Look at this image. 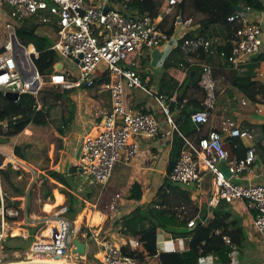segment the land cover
I'll list each match as a JSON object with an SVG mask.
<instances>
[{"label":"built area","instance_id":"obj_1","mask_svg":"<svg viewBox=\"0 0 264 264\" xmlns=\"http://www.w3.org/2000/svg\"><path fill=\"white\" fill-rule=\"evenodd\" d=\"M184 1L159 0V13L153 18L148 12H121L114 7L115 0H0V6H8V15L2 13L6 39L0 40V91L3 95L5 92H15L19 97L22 93H29L35 98L45 83L33 63L38 52L31 44H23L15 36L14 28L21 19L48 28L49 32L47 29L44 33L52 40L50 49L58 59H65L66 63L75 65L73 75L69 70H61L59 64L55 73L45 77L51 86L60 91L74 90L72 97L78 99L82 88L97 87L108 94V107H98L93 113L94 117H99V122L93 128L94 132L80 141L79 156L74 159L73 165L77 178L104 186L121 153L128 160L136 152L137 144H129V140L136 137L154 139L158 135V116L153 112L129 108L125 101L124 85L129 89H140L153 102L158 114L165 118L172 129L177 130L169 111V105L177 103L176 97L160 94L147 87L137 73L136 66L145 54L168 40L165 29L160 24ZM226 21L231 24L232 32L224 41L195 35L181 39L176 44L180 57L176 66L180 70L200 67L199 84L207 91L209 106L213 100L211 68L202 61V57L217 54L226 59L231 69L243 74L250 57L258 54L263 45L264 2L259 10L250 7L233 10ZM171 23L189 27L191 19L184 20L180 14H176ZM11 33L20 47H12ZM100 78H105V81L95 86V81ZM35 82L37 88L31 90ZM39 107L40 104L37 103L36 109ZM189 118L195 124V132L201 135L195 140L182 137L181 149L172 168L165 173L166 179L188 187L199 184L204 173L210 174L212 194L209 206L215 207L219 202L230 204L243 201L246 208L253 211L254 229L264 233V184H241L231 180L253 164L254 149L249 146L244 156L236 159L221 133L227 132L230 138L251 141L254 138L252 129L239 128L234 122L225 120L221 122L220 130L212 129L202 134L201 128L208 121L206 112L196 110ZM0 124L3 128L6 127V121ZM222 161L227 162L228 175L221 169ZM4 196L7 194L0 188V264L4 258L21 252L8 250L5 239L23 237L21 233L12 234L10 226L18 220L20 210L17 206L15 208L9 205ZM116 201L115 196L107 206L112 212L116 210ZM66 214L67 205L61 203L55 207V226L50 229L49 234L42 236V240L35 241L19 262L40 259L58 262L71 259L72 223ZM196 220L203 224V219L196 214L188 220L186 226L194 227ZM224 241L230 247L228 264H234L237 262L236 246L228 238H224ZM140 245L136 239L126 238L122 247L138 251ZM211 256L200 257L199 263L207 264L205 262L211 260ZM138 261L135 256L121 252V246L108 243L103 246L101 259L90 262L86 260L84 264H138Z\"/></svg>","mask_w":264,"mask_h":264},{"label":"crops","instance_id":"obj_2","mask_svg":"<svg viewBox=\"0 0 264 264\" xmlns=\"http://www.w3.org/2000/svg\"><path fill=\"white\" fill-rule=\"evenodd\" d=\"M260 1L262 3L264 2V0ZM183 10L184 13L185 11H187V13H197L200 17V20L204 16V14L195 11L191 3L190 7ZM175 11L177 14H180L184 20L186 18H190V26L182 27L181 24L173 25L178 26L176 32H174L171 38H169L161 46L156 47L155 49H152L147 54H145L143 58L139 60L136 66V71L140 75L142 82L150 89L160 94L176 97V95H181L180 90L183 78L185 72L188 71H182L176 66V63L180 61L179 54L176 50V44L181 39H183H180V37H178L177 32H179L180 29L183 30L192 28V36H195L198 32L197 28L199 22L195 23L193 22L191 16H185L178 10ZM164 20H166V18H164ZM164 20L162 21L161 26L163 25ZM203 35L207 38H217L224 41L225 38L230 35V32L226 31L223 27L214 24L205 28ZM217 48L219 49L218 45ZM259 53H264V37L263 45L261 46V50ZM219 57L220 56H218L217 54H212L208 57H204L202 60L211 68L213 94L212 105L209 106L208 104L209 99L207 97V91L204 90L199 84V74L201 70L200 67L197 66H193L195 69H193L190 74H193L195 72L196 77H199L197 81L198 87L194 89H188L182 102H180L183 104L188 99L196 98L200 102L198 105H201L204 108V110L202 111L206 112L208 121L202 126L200 133L204 134L212 129L220 130V127H222L221 122L225 120L234 122V124L239 128L249 127L252 125L257 126L264 123V100H262L260 95L256 96L257 101L254 102L247 99L237 89L231 79L232 74H242H239L236 71H232L233 69L231 70L228 65L221 66L222 63L220 64ZM249 63L250 62H248V64ZM256 63L257 67L254 69L256 81L257 83L264 86V60L257 61ZM80 92L81 94L79 99L77 97H73L76 106L75 123L76 121H78L80 129L87 127L88 130L84 133V135H88L94 132V126L99 122V117H94L93 113L98 107H108L109 98L107 92H101V90L97 87H93V89L82 88ZM125 101L126 105L133 110H144L145 108H148L150 112L156 114L159 119L160 130L158 135L154 139L136 137L129 140V144H137L136 152L131 157H129L128 160L126 159V155L124 153H121L120 158L114 165V170L112 169L111 176L104 187H97L99 185L96 184H93V186L91 185L92 183H88L86 180L79 179L75 175H73L71 178V189H67L59 184L64 188V190L62 191H60L61 189L58 190V192L63 196V204L68 206L67 198L65 197V193H63V191H68L76 196L82 204L81 208L76 212L74 217H71L70 219L73 225V220L77 216V214L81 212L85 213L84 216H82L80 222L81 225H79L78 229L76 230V234H79L78 238L82 241H85L88 239H86V234H91V236L89 237L91 238V241L85 246L86 254L76 257L74 256L76 264L77 262L84 263L86 260L89 262L92 260H97L96 256L101 259L103 246L107 245L108 243L114 244L118 247H122L126 238H133L141 243L138 237L122 235L119 232V226L113 225V220L115 218L127 214L138 204L132 199H127L125 195L130 190L133 183H138L140 185V189L145 192V197H150L154 190H156L166 178L165 173L167 172V167L169 165L170 159L173 156V152L176 151L177 154H179L183 143L182 137L189 140H195L198 136L201 135L195 132V124L191 120V125H188L189 128L193 125V131H190L186 128V133H181L180 131H178L179 129L175 124V121L174 124L177 130L172 129L171 125L167 123L165 118L162 115L158 114L153 102L147 96L143 97L141 95H138L137 92L134 91V89H130L126 93ZM182 104H180L179 106L182 107ZM179 106L170 111L172 120L178 118L177 113L181 108ZM188 109H192V105H190ZM178 123H182V119L178 118ZM221 133L224 137L225 144L227 145V147H229L232 155L235 156L236 159H241L245 153L244 149L248 148L249 146H252L255 152V160L251 165L252 167L249 166L248 169L241 171L237 178L232 177L231 180L241 184H264V160H262L261 156H259L258 150L255 147V144L258 142L256 136L257 131L255 132V137L251 141L245 139L230 138L227 132ZM234 139H236L240 143V146L231 145V142H233ZM78 142L80 143V141ZM259 143L264 146L263 141H260ZM177 145H179V147H177ZM74 154H72V163L70 165H74ZM226 163L227 162H225L223 165V172L228 175ZM61 166H63V164H61ZM46 177L50 178L48 175H46ZM210 179V174L204 173L199 184L188 187L181 186L184 189L186 188L189 192L191 191L190 199L191 201H193V203L196 204V214L201 219H203V224H205L212 215L211 209L213 207L209 206L208 204V201L212 194ZM110 181H112V190L107 191L106 193L105 187ZM53 182L56 181L53 180ZM56 184H58V182H56ZM154 184H157V186H154ZM116 192H121V195L119 194L118 196L119 201L117 202L118 204L116 210L112 212L108 208L107 210L104 209V207L106 206L105 205L104 207H102L104 202L112 196H117ZM46 198L50 203L56 200L54 199V195L51 194V191H49V195L44 196L42 198V202L39 201L38 210L40 214L44 213L43 215H35L34 213L26 212L27 220H29L30 225L32 226H28L25 222L22 223L23 226L21 227V229L18 228L21 235L23 236L22 238L32 237V242H35L37 240H42V236H45L44 234H42V232L44 229H46L47 223L54 220V210L57 206L56 205L53 208L52 212H45L42 205L46 202ZM101 203L103 204L101 205ZM234 203V207L236 208L234 210H236V212L238 211V213L236 214L241 218L242 225H244V230H252L253 234H255L257 237V240L255 241L251 236L250 241L248 238L249 234H246V241L242 244L241 247H236L237 262L235 263H240V257L244 256V258H242V261L248 260V262L245 264H264V233H259L254 229L252 224L253 211L247 209L243 201H236ZM85 204H88L91 207H85ZM228 206L233 210L232 205ZM85 208L87 209L84 211ZM88 213H91L92 216H90V219L87 221L86 215ZM31 214L35 215L36 218H32ZM46 214L50 215L49 219ZM98 214L102 217L101 222H99L98 220ZM189 239V237H172L169 233L159 228L155 232L156 254L153 256H148L141 243L137 250L142 254L143 260L138 261V264H155L156 262L160 264L158 260L159 253L182 252L187 249V243ZM211 258L214 260L215 256L212 255ZM212 259L209 260L208 263H205H211Z\"/></svg>","mask_w":264,"mask_h":264},{"label":"trees","instance_id":"obj_3","mask_svg":"<svg viewBox=\"0 0 264 264\" xmlns=\"http://www.w3.org/2000/svg\"><path fill=\"white\" fill-rule=\"evenodd\" d=\"M189 2L192 4L195 11L204 14L203 18L199 20L198 23L197 35L199 36H204V29L214 24L223 27L231 34L232 26L226 21V18L234 10L232 6L250 7L254 10L262 8V2L260 0H189ZM159 3V0H115L114 7L121 12H130V14L134 12H148L155 18L159 13L157 8ZM183 9L184 2L177 7L180 13H183ZM164 22H166V20H164ZM40 26L41 25L32 24L25 19H21L14 28V32L21 43L31 44L38 52V57L33 63L38 74L41 77H47L57 71L59 62L55 52L50 49L52 40L45 33L39 32V28H43ZM162 27L164 29L163 25L161 28ZM43 29L47 30L48 28ZM177 29L178 26H173V23L165 28L167 39L171 38L172 34L176 32ZM191 30L192 28L180 29L179 32H177L178 37H180V39L193 37V32ZM47 31L49 32V29ZM0 38L2 40L5 39L6 34L2 33L1 35L0 33ZM219 59L220 64L222 63L221 66L228 65L231 68L224 57H219ZM260 60H264V53L255 54L250 57V63L245 73L242 75L232 74L231 76L237 89L252 102L257 101V95H260L262 100H264V86L257 83L254 72V69L257 67L256 62ZM193 69L195 68H190L185 72L180 90L181 95H176L177 103L170 104L169 111H172L175 107L182 104L180 102H182L188 89L198 87L197 81L199 77H196L195 72L190 75ZM103 81H105V78L97 79L95 85H99ZM57 90L58 92H52L51 94L48 90L44 91L40 89L38 91V95H40L38 98L40 107L38 109H36L35 98L32 94L22 93L15 102L5 98L0 91V122L6 121L5 128L0 124V148L11 151L15 156L25 159L26 156L23 151L25 145H16L15 137L29 124L36 126L47 125L52 118V110L59 106L61 108L58 118L60 124L57 126V130L61 136L65 135L75 116L76 106L74 98L72 97L74 90ZM123 90L124 96H126V93L130 89L124 85ZM199 103L200 102L196 98H191L186 100L182 104V107L179 106L181 108L177 113V117L182 119V123H178V118L173 119V122L175 121V124L178 126V131L186 133V128L193 131V125L190 128L188 125L190 124L189 115L193 111L204 110L201 105H198ZM190 105H192V109H188ZM142 111L150 112L148 108ZM244 128L249 130L252 129L254 137L257 131L256 136L258 142L255 144V147L258 150L259 156L264 160V146L259 143L260 141L264 142V123ZM231 145L240 146V143L234 139ZM177 147H179V145H177ZM245 150L246 149H244V151ZM177 155L176 151L173 152V156L167 167V172L172 168ZM11 173L17 175L19 172L13 170L10 164H6L5 168L1 167L0 180L8 184L16 194H21V190L15 187L11 181ZM46 174L65 188L71 189V178L75 174V168L73 165L63 164L61 170L60 168L48 169ZM44 179H46V177ZM63 193L66 194L68 202L67 215L73 218L82 204L78 198L70 192L63 191ZM47 195H49V191L44 193V196ZM14 196L18 195L14 194ZM125 197L136 201L138 204L127 214L115 218L113 220V225L119 226V232L124 236L138 237L148 256L156 254L155 232L159 228L169 233L172 237L190 238L187 243V249L182 252L159 253L158 260L160 264H204L199 263V258L207 255L215 256L211 264H228V252L230 251V247L225 243L224 238H228L230 243L238 248L246 241L241 218L224 202H219L211 209V218L205 224H201L199 220H196L194 227L188 228L186 223L197 213V208L194 206L189 217L183 215V213H186L183 205L187 206L191 203L190 192L186 188L184 189L177 184L168 182L166 178L148 198L145 197V192L140 189L138 183L132 184ZM17 202L18 201L14 202L15 205ZM76 217L74 219H76ZM90 236L91 234L87 233L86 239ZM32 241V237L22 238L15 236L6 238L4 242L8 250L20 251L27 249ZM121 252L130 256H135L139 261L143 260L142 254L138 251H130L127 247H121Z\"/></svg>","mask_w":264,"mask_h":264},{"label":"rangeland","instance_id":"obj_4","mask_svg":"<svg viewBox=\"0 0 264 264\" xmlns=\"http://www.w3.org/2000/svg\"><path fill=\"white\" fill-rule=\"evenodd\" d=\"M94 1L98 2L99 0H94ZM184 5H185L184 9L190 7L189 0H185ZM7 7L0 6V11H1L0 12V27H1L0 33H1V35H2V33H4L2 13L4 12L5 14L8 15V8ZM176 14H177L176 11H174V12H172L166 16V22L163 23V26L165 28L168 27V25L171 23L172 19L174 18V16ZM182 14H184L185 16H191L193 19V22H195V23H198L200 20L199 19L200 17L197 13H194V12L187 13V11H185V13L183 12ZM262 30L264 31V27H262ZM44 31L45 30L43 28H39L40 33H44ZM0 40H2V39L0 38ZM29 49L32 50V47H29ZM261 61H263V60H261ZM58 62L60 64L59 68L61 70H69L73 75L75 74V65L66 63L67 61L65 59H58ZM43 80L45 81V83L41 87V90H44V91L48 90L49 92H51V94H52V92L53 93L58 92V90L54 86H51L49 84V81L46 80L45 77H43ZM95 86H97V85H95ZM134 91H136L138 95H141L143 97L146 96L140 89H134ZM39 96L40 95H37V97H35L36 104L39 103L38 102ZM60 111H61L60 106L57 107L56 109L52 110V113H51L52 118L47 125H45V126L28 125L15 137V144L16 145H19V146L25 145L23 148L24 154L26 156L25 159H21L18 156L13 155V152H11V151L0 148V163H1L0 166L5 168L6 164H10V166L13 170L19 172L17 175L11 173L10 176H11V181L13 182L14 186L21 190V192H22L21 194H16V192L13 189H11L8 184L3 183L2 180H0L1 191H3V192L5 191L7 194L6 197L4 196L5 197L4 200L9 205H12L15 208L17 206V208H19V210H20V212H18V220H17L19 222H13L10 226L12 229L11 230L12 234H14V235L20 234V231L18 228L21 229V227L23 226V224H22L23 222L27 223L28 226H32V225H30L29 220H27V213L26 212L34 213L35 215H37V214L43 215L44 214V213L40 214V212L38 210V206H39V201L40 202L43 201L42 198L44 197V193L46 191H51V194L54 195V199H56V200L54 202L52 201L50 203L47 201V198H46V200H45L46 202L43 203V205H42L43 210L45 212H47V213L52 212L53 208L56 205L61 204L64 200L62 194H60L58 192L59 189H61L60 191H62V190H64V188L62 186H60L59 183L56 184V182H53V179H51V177L50 178L46 177V175H47L46 171L48 169H54V168H58V169L60 168V170H61V164H64V165L69 164L70 165L72 163V154H73V152L76 151L77 146L80 144L78 141H81V139L86 136V135H84V133L87 132L88 128L85 127V128L80 129V125L78 124V121H76V123H75L76 116H74V120L70 126V130L68 129L66 134L61 136L57 130V128H58L57 126L60 124V122L58 121ZM80 114H81V112H80ZM77 118H78V114H77ZM59 165H60V167H59ZM45 177H46V179H44ZM111 182L112 181H110L105 187L106 193H107V191L112 190ZM91 185H93V184H91ZM104 186H105V184H104ZM154 186H157V184H154ZM97 187H100V186H97ZM116 193H117V196H116L117 201L116 202H118L119 201L118 196H119V194L121 195V192H116ZM14 194L18 195V196H14ZM65 197H66V194H65ZM112 198H113V196L110 197L108 200L106 199L107 201H105L104 204L101 203V205L103 204L102 207H104L106 205L104 207V209L107 210V206L112 201ZM15 201H18L17 202L18 205L17 204L15 205V203H14ZM234 204L235 203H230L228 205H232V207H233L232 211L235 213H238V211L236 212V210H234V209H236L234 207ZM195 205L196 204L193 203V201H191V203L188 204L187 206L183 205V208L186 210V213H183V215L189 217L191 215V212H192ZM86 206L91 207L88 204H85V207ZM86 209L87 208H85L84 211ZM84 214H85L84 212L77 214L76 219L73 220L74 226L71 224L70 238H72L74 236L78 237L79 234H76V230L78 229L79 225H81L80 222H81L82 216H84ZM35 215L31 214V217L36 218ZM46 216H48V219H49L50 215L46 214ZM90 216H92L91 213H88L86 215L87 221L90 219ZM66 217L69 220L71 219L70 215L66 214ZM98 220H99V222L102 221L101 215L98 216ZM54 226H55L54 220L49 221L46 225V229L43 230L42 234H44V235L49 234L50 229ZM242 226H244V225H242ZM243 230H244V227H243ZM244 234L245 235L249 234V236H248L249 240H250L251 236L253 237V240H255V241L257 240L256 235L253 234L252 230H250V229H248V230L245 229ZM33 243L34 242H31V244L28 246L27 249L20 250L21 252H19L18 255H15V256L10 255V256L4 258L1 261V264L18 263L19 261H21L23 259L24 252L27 251ZM74 256H75L74 254H71V259H69L67 261H58L56 263L76 264ZM96 258L98 260L100 259L97 256H96ZM242 258H244V256L240 257V263H238V264H245L248 262V260L242 261ZM202 260H204V258ZM40 261H48V260L40 259ZM252 261H254V260H252ZM206 262L208 263V260ZM77 264H84V263L77 262ZM155 264H158V263L156 262Z\"/></svg>","mask_w":264,"mask_h":264},{"label":"water","instance_id":"obj_5","mask_svg":"<svg viewBox=\"0 0 264 264\" xmlns=\"http://www.w3.org/2000/svg\"><path fill=\"white\" fill-rule=\"evenodd\" d=\"M234 10H239L240 7L239 6H232ZM106 9H104L105 11ZM10 41L12 44V47H20L15 39L14 34H10ZM75 62H77V60H74ZM192 75V73L190 74ZM84 85V84H83ZM37 88V82H35L33 84V86L31 87V90H35ZM5 98H7L10 101H15L18 96L17 93L15 92H5L4 94ZM79 152H80V145L77 146L75 154H74V158L77 159L79 156ZM224 162L222 161L221 164V169H223ZM91 241V238H88L86 241H82L80 240L77 236H74L72 238H70V243H71V247H70V252L76 255H85L86 254V250H85V246L87 243H89ZM13 264H55V263H49V262H20V263H13Z\"/></svg>","mask_w":264,"mask_h":264},{"label":"bare ground","instance_id":"obj_6","mask_svg":"<svg viewBox=\"0 0 264 264\" xmlns=\"http://www.w3.org/2000/svg\"><path fill=\"white\" fill-rule=\"evenodd\" d=\"M93 133V132H92ZM74 222V221H73ZM73 226H74V224H73ZM4 228H7V226L6 225H4ZM27 262V261H26ZM28 262H49V263H55V264H61V263H56V262H50V261H40V260H38V261H28ZM18 263H20V262H18ZM11 264H13V263H11Z\"/></svg>","mask_w":264,"mask_h":264}]
</instances>
